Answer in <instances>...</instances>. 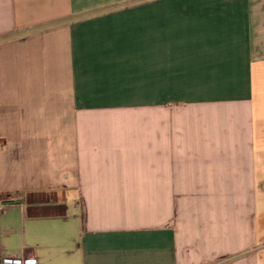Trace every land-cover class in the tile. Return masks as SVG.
<instances>
[{"label":"crops","instance_id":"obj_1","mask_svg":"<svg viewBox=\"0 0 264 264\" xmlns=\"http://www.w3.org/2000/svg\"><path fill=\"white\" fill-rule=\"evenodd\" d=\"M264 264V0H0V264Z\"/></svg>","mask_w":264,"mask_h":264},{"label":"built area","instance_id":"obj_2","mask_svg":"<svg viewBox=\"0 0 264 264\" xmlns=\"http://www.w3.org/2000/svg\"><path fill=\"white\" fill-rule=\"evenodd\" d=\"M4 264H35L36 258L35 257H28L24 260L22 259H3Z\"/></svg>","mask_w":264,"mask_h":264}]
</instances>
